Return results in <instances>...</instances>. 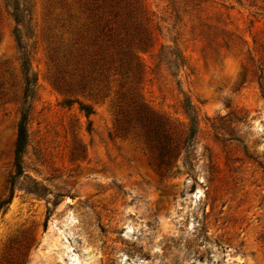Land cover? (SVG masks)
Returning <instances> with one entry per match:
<instances>
[{"label":"rangeland","instance_id":"1","mask_svg":"<svg viewBox=\"0 0 264 264\" xmlns=\"http://www.w3.org/2000/svg\"><path fill=\"white\" fill-rule=\"evenodd\" d=\"M11 1L0 0V201L15 184L0 264H264V0H30L23 47ZM106 24L133 45L130 64ZM163 48L176 66L159 63ZM23 52L36 81L16 175ZM137 94L167 119L169 166L119 114ZM184 97L198 115L188 147Z\"/></svg>","mask_w":264,"mask_h":264},{"label":"trees","instance_id":"2","mask_svg":"<svg viewBox=\"0 0 264 264\" xmlns=\"http://www.w3.org/2000/svg\"><path fill=\"white\" fill-rule=\"evenodd\" d=\"M12 7V16L17 23V27L15 28V36L19 45H21L20 39V25L23 27H29L31 20V5L30 0H23L21 3L19 0H14L8 3ZM117 13V11H116ZM103 31L105 35L108 37V40L114 45L116 52L119 54V59L121 61L122 66L125 62L130 64V61L136 53L133 51L131 44H125L120 41H117L116 32L117 28L111 25H104ZM147 44V39H144L143 36L139 38L137 45L142 46ZM124 55V57L122 56ZM177 60H180L181 57L177 54ZM168 55L166 50L163 48L158 53V61L159 63L166 62L171 63V66H176L177 61L167 60ZM170 65V64H169ZM22 67L23 74L25 80V100L21 107L20 119L17 126V138L15 142V160L14 164L16 167V175H20L23 173V155L28 144V121H29V105L28 98L33 96V86L36 81L35 74L31 72L29 66V58L26 52H23L22 56ZM140 66L138 65V72ZM133 105L130 109H126L123 106H120L119 114L123 116L124 122H133L132 126L137 127L141 134L144 136L149 146L157 150L160 162L169 166L172 164L173 158L177 155L176 146H174L171 141V137L167 131V119L154 109H152L145 101H143L139 94L133 95ZM182 107L187 114L190 120V127L186 134L184 140V147H188L191 145L193 141L196 129L195 122L197 119V111L193 107L191 101L187 97H184ZM81 109L85 112V115L89 117L94 111L88 105H81ZM125 131H127V127H122ZM11 193L8 198H5L0 201V210L8 204L13 197L14 193V177L11 179Z\"/></svg>","mask_w":264,"mask_h":264}]
</instances>
